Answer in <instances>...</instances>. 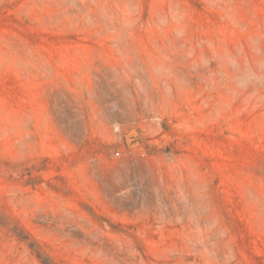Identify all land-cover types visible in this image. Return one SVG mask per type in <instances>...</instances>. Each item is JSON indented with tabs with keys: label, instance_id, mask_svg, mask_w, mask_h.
I'll list each match as a JSON object with an SVG mask.
<instances>
[{
	"label": "rangeland",
	"instance_id": "obj_1",
	"mask_svg": "<svg viewBox=\"0 0 264 264\" xmlns=\"http://www.w3.org/2000/svg\"><path fill=\"white\" fill-rule=\"evenodd\" d=\"M0 264H264V0H0Z\"/></svg>",
	"mask_w": 264,
	"mask_h": 264
},
{
	"label": "built area",
	"instance_id": "obj_2",
	"mask_svg": "<svg viewBox=\"0 0 264 264\" xmlns=\"http://www.w3.org/2000/svg\"><path fill=\"white\" fill-rule=\"evenodd\" d=\"M115 154H116V155H119V154H120V151H119V150H117V151L115 152Z\"/></svg>",
	"mask_w": 264,
	"mask_h": 264
}]
</instances>
